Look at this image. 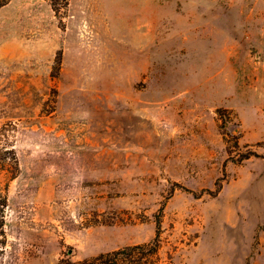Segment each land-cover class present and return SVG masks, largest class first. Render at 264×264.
Returning a JSON list of instances; mask_svg holds the SVG:
<instances>
[{"label": "rangeland", "instance_id": "obj_1", "mask_svg": "<svg viewBox=\"0 0 264 264\" xmlns=\"http://www.w3.org/2000/svg\"><path fill=\"white\" fill-rule=\"evenodd\" d=\"M0 131V264H264V0H10Z\"/></svg>", "mask_w": 264, "mask_h": 264}, {"label": "trees", "instance_id": "obj_2", "mask_svg": "<svg viewBox=\"0 0 264 264\" xmlns=\"http://www.w3.org/2000/svg\"><path fill=\"white\" fill-rule=\"evenodd\" d=\"M10 0H0V10L9 3ZM50 1L53 9L56 13H59L64 7L69 4V0H48ZM3 135L5 132H1ZM7 145L2 142L0 138V173L4 170V166H11V177L17 176L18 160L13 148H7ZM6 168V167H5ZM8 207V194L6 187H3L0 183V256L4 252L7 245V233L5 229L6 225V210ZM163 241L161 238L160 230L153 240L140 244L128 245L123 248H118L109 252L100 253L97 256L74 261L71 258L62 260L59 264H151L152 255L160 251ZM139 254L138 257H135ZM166 264H173L172 256Z\"/></svg>", "mask_w": 264, "mask_h": 264}]
</instances>
